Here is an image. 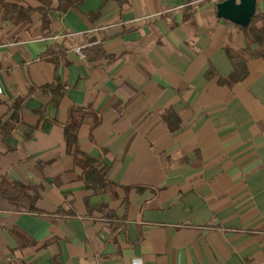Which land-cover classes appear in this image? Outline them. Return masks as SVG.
Instances as JSON below:
<instances>
[{"label": "crops", "instance_id": "1", "mask_svg": "<svg viewBox=\"0 0 264 264\" xmlns=\"http://www.w3.org/2000/svg\"><path fill=\"white\" fill-rule=\"evenodd\" d=\"M49 1L46 30L36 10L0 20V187L37 194L29 210L0 188V264H264V60L241 27L211 0ZM238 60L246 75L222 83ZM72 107L104 191L67 150Z\"/></svg>", "mask_w": 264, "mask_h": 264}, {"label": "trees", "instance_id": "2", "mask_svg": "<svg viewBox=\"0 0 264 264\" xmlns=\"http://www.w3.org/2000/svg\"><path fill=\"white\" fill-rule=\"evenodd\" d=\"M41 5L37 8L30 6L23 7L16 3H7L0 0V20L5 19L12 22L26 20L33 10L40 14L42 29H48L51 22V9L49 0H40ZM82 0H59L57 9L64 11L76 6ZM245 37V49L252 54V56L260 57L264 60V0H261V6L257 5L256 12L249 24L245 27L240 26ZM230 58L233 61V56ZM234 69L228 78H221L222 83H229L239 81L246 75V70L242 63L238 60L233 62ZM39 90L45 94L49 101H55L57 97L63 94L64 86L61 83H52L41 86ZM25 101V97L16 98L11 105L12 112L3 124L2 131L4 135L9 134L12 130L19 129L23 124L21 121L20 110ZM48 101V102H49ZM87 111L82 108H70L69 119L64 125L63 134L64 141L68 152L73 156V160L80 167V179L83 182L84 188L95 192L104 191L114 185V182L109 180L106 176L107 166L100 157H93L81 152L77 147V132L80 126V118L86 115ZM2 192L13 194L16 198L26 197L27 208L35 210V202L37 199L36 192H30L31 187L26 186L20 182H9L4 180L1 183ZM23 191V192H21ZM21 201V200H20ZM101 207V206H99Z\"/></svg>", "mask_w": 264, "mask_h": 264}, {"label": "water", "instance_id": "3", "mask_svg": "<svg viewBox=\"0 0 264 264\" xmlns=\"http://www.w3.org/2000/svg\"><path fill=\"white\" fill-rule=\"evenodd\" d=\"M215 8L217 17L245 27L256 12L257 0H219Z\"/></svg>", "mask_w": 264, "mask_h": 264}, {"label": "built area", "instance_id": "4", "mask_svg": "<svg viewBox=\"0 0 264 264\" xmlns=\"http://www.w3.org/2000/svg\"><path fill=\"white\" fill-rule=\"evenodd\" d=\"M211 1H213V2H218L219 0H211ZM77 51H78V49H76ZM2 92V86H1V84H0V93Z\"/></svg>", "mask_w": 264, "mask_h": 264}, {"label": "rangeland", "instance_id": "5", "mask_svg": "<svg viewBox=\"0 0 264 264\" xmlns=\"http://www.w3.org/2000/svg\"><path fill=\"white\" fill-rule=\"evenodd\" d=\"M257 5L261 6V0H257Z\"/></svg>", "mask_w": 264, "mask_h": 264}, {"label": "clouds", "instance_id": "6", "mask_svg": "<svg viewBox=\"0 0 264 264\" xmlns=\"http://www.w3.org/2000/svg\"><path fill=\"white\" fill-rule=\"evenodd\" d=\"M138 264H143V261H142V260H140V261L138 262Z\"/></svg>", "mask_w": 264, "mask_h": 264}]
</instances>
